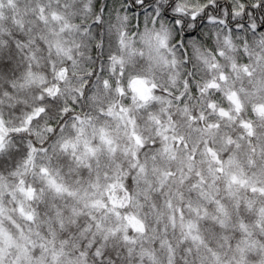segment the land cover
Instances as JSON below:
<instances>
[{"label":"clouds","instance_id":"9594fccd","mask_svg":"<svg viewBox=\"0 0 264 264\" xmlns=\"http://www.w3.org/2000/svg\"><path fill=\"white\" fill-rule=\"evenodd\" d=\"M0 264H264V0H0Z\"/></svg>","mask_w":264,"mask_h":264}]
</instances>
